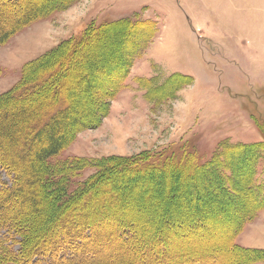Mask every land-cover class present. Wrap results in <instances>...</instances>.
<instances>
[{
  "label": "rangeland",
  "instance_id": "374dc122",
  "mask_svg": "<svg viewBox=\"0 0 264 264\" xmlns=\"http://www.w3.org/2000/svg\"><path fill=\"white\" fill-rule=\"evenodd\" d=\"M34 3L0 6V14L10 16L0 28L35 9ZM49 9L0 45V97L51 67L61 78L56 101L75 106L67 122L77 123L70 126L73 139L47 166L80 164L66 178L56 173L55 184L62 181L65 188L58 202L51 204L47 195L48 208L30 211L22 194L9 202L5 213L27 238L20 245L15 235L13 251L25 253L56 217L55 204L95 179L93 190L101 187L86 212L125 221L136 238L162 231L174 254L184 250L216 254L217 261L231 264H264V0H69ZM119 21L123 25L106 38L95 37L82 56L66 63L63 51L44 63L87 27ZM122 34L132 36L130 42ZM100 57L106 63L95 64ZM52 92L51 87L41 95ZM145 154H172L176 160L192 155L210 165L194 177L105 171L117 158ZM0 177L9 182L1 171ZM19 210L22 215H11ZM201 222L207 228L190 234V224ZM5 233L0 230V239ZM233 242L248 251L230 249ZM126 247H106L107 257L92 260L128 264L133 250Z\"/></svg>",
  "mask_w": 264,
  "mask_h": 264
},
{
  "label": "trees",
  "instance_id": "16d2710c",
  "mask_svg": "<svg viewBox=\"0 0 264 264\" xmlns=\"http://www.w3.org/2000/svg\"><path fill=\"white\" fill-rule=\"evenodd\" d=\"M10 1L0 0V6H8ZM34 1L35 9H26L20 20H12L11 23L0 28V45L26 26L45 16L51 6L63 5L69 0H51L48 4L40 5L36 3L37 0ZM20 11L24 10L20 9ZM9 19V14H0V25ZM121 25H123L121 21L99 26L91 25L92 27H87L80 37L63 41L59 47L45 56L44 63L48 64L50 60L56 58L58 53H63V51L67 55L64 59L66 63L71 57H80L93 45L95 37L106 38L107 34ZM129 26L134 27L132 29L137 28V25L130 24ZM131 37L120 35V39L127 38L129 42ZM65 49H67L66 52ZM93 61L95 64L106 63L102 57L94 58ZM50 69L51 67L37 75L33 81L24 82L12 94L0 97V108H4L0 116L3 121L0 124V171L9 178V182L0 180V230L6 231L5 236H7L6 239H0V260L2 257L7 260L10 257L14 259L12 262L2 260L0 264H111V260L108 258L103 261L104 263L92 259L104 254V251L107 250L106 247L115 249L119 245L127 246L133 250L127 255L128 264H142L141 259L145 254L148 256L146 264H231L223 260L217 261L216 254L199 255L184 250L174 254L165 246L170 239H167L162 231L160 233L154 231L152 235L149 234L142 240L136 238L134 229L126 227L123 220L119 223L111 222L107 217L89 214L86 212V207L93 203L101 187L97 186V190H93L95 179L88 183L87 188L75 191V194L65 202L55 204L56 217L45 227L39 240H36L32 245L33 247L31 246L25 253L21 251L18 255L13 251L11 243L14 242L15 235L21 237V242H15L20 245L26 244L25 239L27 238L24 230L12 222L8 214L5 213L9 202L17 195L22 194L27 205H30V211H37L39 205L48 208V204L44 203L47 195L52 197L51 204L55 200L58 202L57 199H61L60 195L63 193L62 188H65L62 181L56 185L54 178L58 174L61 178L74 174L76 165L80 164L58 167L59 169L47 166V160L56 156L73 139L74 132L70 126L77 123L73 120V124L71 122L69 126L67 122V118L77 112L75 106L70 105L68 101L65 103L56 101L55 93L57 91L54 89L61 78ZM95 71L97 72V69ZM182 77L188 78V76ZM51 87L53 89L51 95L47 97L41 95ZM112 90L114 91V88ZM114 97L115 94L112 98ZM11 103H16V107L11 111H6ZM27 130L26 138L22 139ZM209 165H201L192 155H186L176 160L172 154H145L117 158L105 168V171L110 174L113 172L117 174L136 172L140 176L153 171L166 176L170 172L176 171L183 174L182 176L194 177L195 173L208 168ZM56 173L58 174L56 175ZM107 175L109 174L104 176ZM107 203L110 205V202ZM22 212L20 210L17 214L11 212V215H22ZM45 215L46 211H44ZM136 221L139 223V220L136 219ZM194 224H190L192 228H190V234L199 233L200 230L203 231L207 228V224L203 222L199 225ZM9 237L10 239H8ZM28 240L31 242L32 238L30 239L28 236ZM115 245L117 246L115 247ZM230 249L248 251L234 242ZM112 253L109 255L110 257L114 256Z\"/></svg>",
  "mask_w": 264,
  "mask_h": 264
},
{
  "label": "bare ground",
  "instance_id": "6f19581e",
  "mask_svg": "<svg viewBox=\"0 0 264 264\" xmlns=\"http://www.w3.org/2000/svg\"><path fill=\"white\" fill-rule=\"evenodd\" d=\"M176 185H177V184H176ZM157 204H158V203H157ZM250 204H251V202H250ZM226 217H227V216H226ZM218 221H219V220H218ZM206 231H207V230H206ZM233 253H234V252H233ZM236 254H237V253H236ZM233 255H234V254H233ZM233 255H232V256H233ZM236 257H237V255H236ZM237 260H238V259H237Z\"/></svg>",
  "mask_w": 264,
  "mask_h": 264
}]
</instances>
